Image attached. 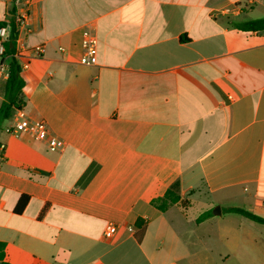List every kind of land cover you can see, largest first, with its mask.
<instances>
[{"label": "crops", "instance_id": "1", "mask_svg": "<svg viewBox=\"0 0 264 264\" xmlns=\"http://www.w3.org/2000/svg\"><path fill=\"white\" fill-rule=\"evenodd\" d=\"M23 10L0 0V28ZM28 15L20 110L63 146L0 119V264H264V225L197 221L224 200L264 219V30L237 27L264 0H31ZM174 183L180 202L155 208Z\"/></svg>", "mask_w": 264, "mask_h": 264}, {"label": "trees", "instance_id": "2", "mask_svg": "<svg viewBox=\"0 0 264 264\" xmlns=\"http://www.w3.org/2000/svg\"><path fill=\"white\" fill-rule=\"evenodd\" d=\"M238 28L244 31H256L264 30V17L248 22L240 23L237 25ZM15 37L16 32L14 27L11 25L8 37L4 43L3 60H7L8 76L4 83V101L0 105V119L6 120L10 117L11 112L16 109H21L23 101L21 98L22 89L24 88L25 82L21 75V70L16 59L15 53ZM180 202V196L178 194V184L174 183L170 186L164 195L158 199H155L151 204L160 211H165L172 204ZM26 203L25 198H21L15 208L16 212H20ZM182 203V202H181ZM229 213L239 214L240 216L253 221L258 224L264 225V219L258 217L250 212L239 208L226 209ZM43 210L40 215L43 214ZM211 216V211L203 213L197 221L206 219ZM3 258V243H0V260Z\"/></svg>", "mask_w": 264, "mask_h": 264}, {"label": "built area", "instance_id": "3", "mask_svg": "<svg viewBox=\"0 0 264 264\" xmlns=\"http://www.w3.org/2000/svg\"><path fill=\"white\" fill-rule=\"evenodd\" d=\"M24 10L22 13H19L15 19V32L18 29L26 28L29 15L28 8L31 3V0H23ZM10 27L4 26L0 28V78L8 76L7 64L3 60L4 53V43L8 37ZM96 44L97 40L90 30H87L83 33L81 40V49L82 54L79 59V63L85 66H92L96 63ZM42 47L36 46L31 49V56H40L42 53ZM20 70H23L26 67L25 63L19 64ZM232 99V98H230ZM16 119L13 126L11 127V134L18 136L21 133H29L41 141H45L47 148L50 152L59 151L63 143L54 136L48 129L47 125L43 121L30 120L22 110L16 109ZM128 231H131V228H128ZM116 233V225L109 224L107 225L104 231L105 238H111Z\"/></svg>", "mask_w": 264, "mask_h": 264}, {"label": "rangeland", "instance_id": "4", "mask_svg": "<svg viewBox=\"0 0 264 264\" xmlns=\"http://www.w3.org/2000/svg\"><path fill=\"white\" fill-rule=\"evenodd\" d=\"M235 205V206H239L237 205L238 203L236 202H233V201H226L224 200V202L222 203L221 207L220 205H215L212 209H211V213L212 211L215 209V207H219V209L221 208L222 209V217L219 218V223L220 224H229L231 226H237L238 223L242 220V216H240L239 214H234V213H229L226 211V208L227 206H230V205ZM196 206L194 207V210H197L195 209Z\"/></svg>", "mask_w": 264, "mask_h": 264}, {"label": "water", "instance_id": "5", "mask_svg": "<svg viewBox=\"0 0 264 264\" xmlns=\"http://www.w3.org/2000/svg\"><path fill=\"white\" fill-rule=\"evenodd\" d=\"M212 213H213L214 215H219V214H220V209H219V207H215V209L212 211Z\"/></svg>", "mask_w": 264, "mask_h": 264}]
</instances>
